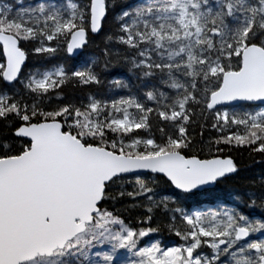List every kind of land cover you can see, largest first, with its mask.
Wrapping results in <instances>:
<instances>
[{
  "label": "snow or ice",
  "instance_id": "1",
  "mask_svg": "<svg viewBox=\"0 0 264 264\" xmlns=\"http://www.w3.org/2000/svg\"><path fill=\"white\" fill-rule=\"evenodd\" d=\"M16 3L15 11L0 5V77L9 82L0 89V264H264V218L251 216L255 200L247 205L250 215L224 206L182 212L183 230L173 216L168 228L180 238L177 246L145 243L158 229L140 226L151 222L154 208L205 194L237 171L231 157L211 154V141L207 157L191 151L187 125L197 106L200 114L205 107L215 112L211 126L218 132L237 128L215 145H250L264 153V0L119 5L115 39L136 51L131 66L142 77H166L160 83L174 95L152 86L143 99L89 95L86 104L51 110L38 102L50 91L72 80L99 85L100 76L91 64L24 73L29 51L23 42L32 43L42 66L60 47L71 57L86 43L87 29L102 28L108 4ZM110 83L127 87L121 80ZM153 127L158 137L148 132ZM150 174H162L170 195L154 199L157 177ZM125 175L135 176L133 191L112 195ZM125 196L144 201L145 215L135 224L108 206Z\"/></svg>",
  "mask_w": 264,
  "mask_h": 264
},
{
  "label": "trees",
  "instance_id": "2",
  "mask_svg": "<svg viewBox=\"0 0 264 264\" xmlns=\"http://www.w3.org/2000/svg\"><path fill=\"white\" fill-rule=\"evenodd\" d=\"M78 2L87 3V0H78ZM1 3L13 5V11L19 7L16 0H0V5H2ZM35 3L36 0H23V6L25 7ZM106 3L108 4V11L106 18L103 20L101 32L97 35H92L90 29H87L89 33L87 43L81 54L75 58L69 57L63 47H60L56 53L45 57L50 63L42 66L40 63L41 57L30 51L32 43L23 42L24 48L29 51L23 66L24 73L29 72L33 68L47 70L53 65L59 66L60 64L71 70L86 69L91 64L92 70L100 76L101 83L99 85H83L77 80H72L61 85L59 89L50 91L48 96L38 101L42 103L45 110H51L57 105L64 103L77 106L82 103L86 104L89 95L112 100L133 94L143 99V93L152 86L159 88L160 91L167 92L170 96L174 95L175 90L170 89L166 84L160 83V79L166 77H142L140 70L133 68L130 63V60L136 57V51L118 43L115 39L119 35V22L116 19L119 12L118 6H132L137 3V0H115L117 5L115 8L112 6L113 0H106ZM109 36L112 37L111 40L107 39ZM60 44L63 45V39H61ZM106 52L107 55H105ZM153 58L155 59L154 53ZM0 61L4 62L1 45ZM112 80H121L127 87H116L110 83ZM5 84L6 82L0 77V89H3ZM26 99L29 104L32 103L30 96L26 97ZM146 103L149 107L154 106V102L148 101ZM214 115L215 112L206 109V107L203 109V114H200L199 106H197V114L191 116V120L187 125V134L191 139L190 149L200 155V158H205L209 155L208 143L211 141L213 142L211 154L231 157L237 166V171L234 175L219 180L205 194H198L195 197H186L179 200L170 199L167 208L161 205L159 208L153 209L151 222L140 226L157 228L158 231L151 233V237L160 240L164 245L173 243V245L177 246L181 243L180 238L174 232L169 231L168 225L173 222L172 217L175 216L176 226L183 230L184 224L181 220V213L190 212L202 204L216 207L215 211H220L221 206L237 207L245 215H250L247 205L255 200L251 216L257 219L264 218V207H262L264 205V153L253 151V146L250 145H236L235 143L231 145H215L214 141L217 137L222 134L227 135L228 131H236L237 128L233 125L223 132H218L211 126L214 122ZM152 123L153 125L156 124L155 118L152 119ZM136 131L141 132L142 135H147L143 130ZM148 132L157 137L159 136L155 127L149 129ZM217 147L222 149V152H217ZM150 175L157 177V195L154 199L159 200L162 196L170 195L171 186L163 182L161 179L162 175ZM135 179V176H125L123 181L117 182L118 185L122 184L123 187L114 185L110 190L111 194L115 195L120 191H133ZM112 204V201L108 202L110 209L120 213L126 222L130 221L135 224L137 220L145 215L144 201L140 199L134 200L127 196L124 198L117 197L114 208ZM135 205L140 206L135 207ZM175 209H180L181 212H175ZM204 251L207 252L209 250L205 248Z\"/></svg>",
  "mask_w": 264,
  "mask_h": 264
},
{
  "label": "rangeland",
  "instance_id": "3",
  "mask_svg": "<svg viewBox=\"0 0 264 264\" xmlns=\"http://www.w3.org/2000/svg\"><path fill=\"white\" fill-rule=\"evenodd\" d=\"M1 4H5V3H1ZM29 5H33V6H34V4H29ZM29 5H27L26 7H28ZM18 6H20V5H18ZM22 6H23V0H22ZM24 7H25V6H24ZM4 62H5V61H4ZM4 62H1V61H0V63H4ZM245 110H248V109H245ZM209 209L216 210V207H213V206H211V205H205V204H202V205L196 207V208H195L194 210H192V211H208ZM192 211H190V212H192ZM259 235H260V233L255 234V236H257V237H258ZM149 239L156 240V239H154L153 237H151V233L149 234V237L144 238V242L146 243ZM162 246H168V247H171V246H175V245H173V243H172V244H170V245H164V244H162Z\"/></svg>",
  "mask_w": 264,
  "mask_h": 264
},
{
  "label": "water",
  "instance_id": "4",
  "mask_svg": "<svg viewBox=\"0 0 264 264\" xmlns=\"http://www.w3.org/2000/svg\"><path fill=\"white\" fill-rule=\"evenodd\" d=\"M103 20H104V18H102V25H103ZM101 30H102V28H101L97 33H92L91 31H90V32H91L92 34L96 35V34H99V33L101 32ZM87 38H88V32H87V30H86V43H87ZM86 43H85L80 49H75V50H74V55L71 56V57L75 58V57L79 56V55L81 54V52L83 51V49H84ZM1 46H2V45H1ZM25 62H26V61H25ZM23 66H24V65H22V68H23ZM6 83H9V82H6ZM235 173H236V172H235ZM235 173H233V174H227L225 178L230 177V176L234 175ZM158 175H162V174H158ZM125 176H132V175H125ZM222 179H223V178H222ZM220 180H221V179H220ZM216 184H217V182L214 184V186H215ZM214 186H213V187H214ZM213 187H209L208 189H211V188H213Z\"/></svg>",
  "mask_w": 264,
  "mask_h": 264
},
{
  "label": "bare ground",
  "instance_id": "5",
  "mask_svg": "<svg viewBox=\"0 0 264 264\" xmlns=\"http://www.w3.org/2000/svg\"><path fill=\"white\" fill-rule=\"evenodd\" d=\"M88 32V31H87ZM91 33V32H90ZM92 34V33H91ZM88 35H89V33H88ZM92 35H94V34H92ZM97 35V34H96ZM87 40H88V38H87Z\"/></svg>",
  "mask_w": 264,
  "mask_h": 264
}]
</instances>
